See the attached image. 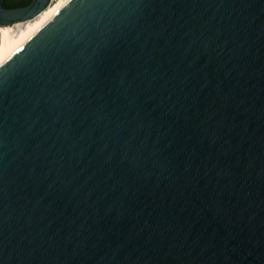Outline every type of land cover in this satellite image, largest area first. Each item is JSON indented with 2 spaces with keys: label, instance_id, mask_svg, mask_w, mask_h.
<instances>
[{
  "label": "water",
  "instance_id": "obj_1",
  "mask_svg": "<svg viewBox=\"0 0 264 264\" xmlns=\"http://www.w3.org/2000/svg\"><path fill=\"white\" fill-rule=\"evenodd\" d=\"M0 264H264V0H72L7 62Z\"/></svg>",
  "mask_w": 264,
  "mask_h": 264
},
{
  "label": "bare ground",
  "instance_id": "obj_2",
  "mask_svg": "<svg viewBox=\"0 0 264 264\" xmlns=\"http://www.w3.org/2000/svg\"><path fill=\"white\" fill-rule=\"evenodd\" d=\"M72 0L51 2L33 19L13 24L15 32L5 31L10 26L0 27V69L26 46L62 9Z\"/></svg>",
  "mask_w": 264,
  "mask_h": 264
},
{
  "label": "flooded vegetation",
  "instance_id": "obj_3",
  "mask_svg": "<svg viewBox=\"0 0 264 264\" xmlns=\"http://www.w3.org/2000/svg\"><path fill=\"white\" fill-rule=\"evenodd\" d=\"M30 2H31V0H3L2 6L4 7V4L11 5L13 8H6V9H14V8L25 7Z\"/></svg>",
  "mask_w": 264,
  "mask_h": 264
},
{
  "label": "snow or ice",
  "instance_id": "obj_4",
  "mask_svg": "<svg viewBox=\"0 0 264 264\" xmlns=\"http://www.w3.org/2000/svg\"><path fill=\"white\" fill-rule=\"evenodd\" d=\"M12 24V21L5 18L4 13H0V25ZM11 29H5V31H10Z\"/></svg>",
  "mask_w": 264,
  "mask_h": 264
},
{
  "label": "rangeland",
  "instance_id": "obj_5",
  "mask_svg": "<svg viewBox=\"0 0 264 264\" xmlns=\"http://www.w3.org/2000/svg\"><path fill=\"white\" fill-rule=\"evenodd\" d=\"M55 1H57V0H51V2H55ZM9 29H11L10 30L11 33H14L15 30H16L14 25L13 26H10Z\"/></svg>",
  "mask_w": 264,
  "mask_h": 264
},
{
  "label": "trees",
  "instance_id": "obj_6",
  "mask_svg": "<svg viewBox=\"0 0 264 264\" xmlns=\"http://www.w3.org/2000/svg\"><path fill=\"white\" fill-rule=\"evenodd\" d=\"M4 7L5 8H13L11 5H6V4H4Z\"/></svg>",
  "mask_w": 264,
  "mask_h": 264
}]
</instances>
